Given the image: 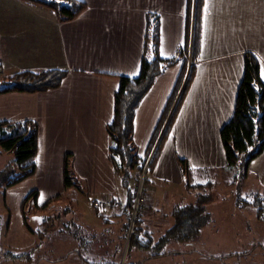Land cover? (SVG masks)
Wrapping results in <instances>:
<instances>
[{
    "label": "crops",
    "instance_id": "0c3cea01",
    "mask_svg": "<svg viewBox=\"0 0 264 264\" xmlns=\"http://www.w3.org/2000/svg\"><path fill=\"white\" fill-rule=\"evenodd\" d=\"M81 1L88 5L87 10L77 19L63 22L56 13H45L21 0H0L3 75L21 71L68 72L58 89L0 95V121L32 120L38 124L37 171L31 178L40 177L45 201L64 194L62 179L66 157L70 155L69 169L71 163L70 171L81 188L77 191L93 197L92 209L105 218L97 224H74L82 232L74 237V246L70 240L54 239L51 233L43 236L46 242L42 248L48 245L58 252L55 258H44L45 264L120 263L129 242V215L127 198L125 201L116 197L121 183L109 161L107 126L114 117L115 93L120 77H137L145 56H152L146 50L151 16L160 22L162 58H177L189 35L188 0ZM206 6L201 61L152 174L165 181L179 180V159L186 160L193 174L226 169L220 131L233 114L246 52H253L259 59L264 81V0H205ZM182 67L179 62L167 68L137 110L133 148L143 158L147 157L168 100L179 83ZM249 169L264 189V152ZM14 192L9 193V200L19 205L25 192ZM104 197L112 204L94 208L92 202L103 201ZM139 228L142 238L138 241L142 242L132 264L164 258L162 249H155L160 247L161 236L156 238L154 228L141 224ZM11 234L10 243L15 250L26 251L34 246L33 235L23 226H17ZM144 253L149 255L147 259L143 258Z\"/></svg>",
    "mask_w": 264,
    "mask_h": 264
},
{
    "label": "trees",
    "instance_id": "16d2710c",
    "mask_svg": "<svg viewBox=\"0 0 264 264\" xmlns=\"http://www.w3.org/2000/svg\"><path fill=\"white\" fill-rule=\"evenodd\" d=\"M21 1L32 7L52 11L63 22L77 19L88 8L81 0ZM204 12L205 0H188L186 25L189 35L185 45L179 49V56L174 59H164L160 56V22L157 17L151 16L148 19L146 50H150L152 56H145L137 77H120V85L114 97V117L107 126V132L110 143L109 161L128 192L126 207L129 215V247L141 237L139 226L142 222L143 206L130 233L136 200L135 186L145 168L153 174L195 79L197 66L201 61ZM179 62L183 64L179 83L168 100L147 151V157L143 158L133 148L137 110L159 76ZM244 64V75L238 88L233 114L220 131L226 155V169L234 171L241 168V173L234 176V182L245 178L250 164L264 152V81L261 77V64L257 56L250 51L245 53ZM3 71L0 60V95L35 94L55 90L62 85L68 74L62 70L21 71L7 77L3 75ZM0 147L15 154L18 169L12 173L9 172L8 166L2 169L0 189L17 186L36 174L39 126L35 121H0ZM69 156L66 157L64 167V189L80 190L79 182L69 169ZM179 164L182 172L187 174L189 169L186 160L179 159ZM33 193L36 196L37 191ZM97 202H92V205L98 210L101 207ZM206 202L202 197L195 204L175 207L172 213L174 225L161 236L160 247L171 242L189 243L198 239L209 221L204 206ZM251 204L257 209L259 219L264 220V195L257 193ZM24 256L27 255L18 257Z\"/></svg>",
    "mask_w": 264,
    "mask_h": 264
},
{
    "label": "rangeland",
    "instance_id": "374dc122",
    "mask_svg": "<svg viewBox=\"0 0 264 264\" xmlns=\"http://www.w3.org/2000/svg\"><path fill=\"white\" fill-rule=\"evenodd\" d=\"M42 10L45 13L55 14L47 9ZM7 166L10 173L17 169L15 154L0 147V175L2 169ZM70 170H72L71 163ZM182 173L180 172L179 180L173 182L159 179L148 171L145 201L141 213L142 227L154 228L156 238L164 236L174 225L173 209L177 206L195 204L202 197L207 201L204 206L209 221L198 240L189 243L171 242L163 247L156 246V251L161 248L165 253L164 258L156 262L142 260L140 263L264 264V220L259 219L257 209L251 204L257 193L264 195V189L259 186L258 179L251 169L247 171L245 178L235 182L234 176L241 173V168H236L234 171L213 169L201 174L187 172L189 179L183 178ZM1 178L3 176H0V180ZM62 180L64 183V176ZM21 184L20 187L0 189V264H45L42 262L44 258H55L58 252L48 245L42 248L46 242L43 236L51 232L54 234V239L61 237L70 240V244L74 246L72 242L74 237L82 233L79 229H75L74 224L86 225L90 222L97 224L105 219L92 209L93 197L87 193L81 194L77 190L70 189L65 190L60 197H50L49 201H45L44 184L40 177L29 178ZM15 187H18L17 190H13ZM38 187L42 194L39 193ZM83 189H86V186H83ZM119 190L116 197L126 201L127 190L122 184L119 185ZM14 191L25 192L19 205L9 200V193L13 195ZM35 191H37L36 196L33 193ZM104 198L107 201L108 197ZM36 211L37 213H34ZM20 225L34 238V246L26 251L15 250L10 243V237L13 236L11 232ZM140 242L142 241L136 240L130 247L128 242L123 257L117 264H132L135 253L140 250ZM174 251L182 253L176 255ZM21 252L27 256L18 257L23 254ZM5 254L8 255L5 257ZM9 254L13 257L11 258L12 255ZM148 257L149 255L144 253L143 258Z\"/></svg>",
    "mask_w": 264,
    "mask_h": 264
},
{
    "label": "built area",
    "instance_id": "2783aa9c",
    "mask_svg": "<svg viewBox=\"0 0 264 264\" xmlns=\"http://www.w3.org/2000/svg\"><path fill=\"white\" fill-rule=\"evenodd\" d=\"M146 171H147V168H145L144 173L139 177V181L137 182L135 186L136 200H135V207H134V213H133V224H132L130 233L132 232L134 223L138 220V215L141 213V208L145 201ZM97 205H99L101 208H106L110 206V201L108 200L99 201L97 202Z\"/></svg>",
    "mask_w": 264,
    "mask_h": 264
},
{
    "label": "snow or ice",
    "instance_id": "6c2138e0",
    "mask_svg": "<svg viewBox=\"0 0 264 264\" xmlns=\"http://www.w3.org/2000/svg\"><path fill=\"white\" fill-rule=\"evenodd\" d=\"M205 11H207V6L205 7ZM164 54V52H163V50H161V55H163Z\"/></svg>",
    "mask_w": 264,
    "mask_h": 264
}]
</instances>
